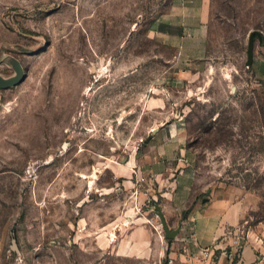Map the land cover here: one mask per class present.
I'll return each instance as SVG.
<instances>
[{
  "label": "rangeland",
  "instance_id": "obj_1",
  "mask_svg": "<svg viewBox=\"0 0 264 264\" xmlns=\"http://www.w3.org/2000/svg\"><path fill=\"white\" fill-rule=\"evenodd\" d=\"M5 55L26 78L0 89V264H235L249 232L264 246V0H0ZM219 203L244 211L205 247ZM145 224L158 253L121 255Z\"/></svg>",
  "mask_w": 264,
  "mask_h": 264
},
{
  "label": "crops",
  "instance_id": "obj_2",
  "mask_svg": "<svg viewBox=\"0 0 264 264\" xmlns=\"http://www.w3.org/2000/svg\"><path fill=\"white\" fill-rule=\"evenodd\" d=\"M226 205L224 203H219L215 205L214 208H210L204 214V216H218L220 214H226ZM243 207L240 205H232L228 214H226L221 220L218 226L215 225L213 232H202L200 229L197 233V241H200L205 247H209L216 242L224 233L225 225L227 223H236L240 218V215L243 213ZM222 219V217H221ZM206 227V226H204ZM207 228H209L207 226ZM206 233V235H205ZM263 237L259 236L254 232L248 233V241L243 246L240 252L239 259L235 264H264V246L261 245ZM158 236L155 231L148 225H140L133 228L128 235L124 238L121 244H119V253L123 256L128 255H143V256H152L153 254L158 253ZM231 250H235L234 248ZM198 258H194L189 264H197ZM227 257V254L223 253L219 258L216 264H231ZM206 264H215L211 263L209 260L206 261Z\"/></svg>",
  "mask_w": 264,
  "mask_h": 264
},
{
  "label": "water",
  "instance_id": "obj_3",
  "mask_svg": "<svg viewBox=\"0 0 264 264\" xmlns=\"http://www.w3.org/2000/svg\"><path fill=\"white\" fill-rule=\"evenodd\" d=\"M256 35L261 40V37H262L261 33L257 30H253L249 36L248 49H247V62H246V65L248 67H251L253 65ZM4 62L9 64L12 67V69L14 70V74L11 76H4L0 72V89L11 88V87L17 86L18 84L22 83L26 78V72H25V69L21 61L13 55H5L0 59V64ZM157 130L158 128L154 129L153 132H156ZM150 139H151V136L147 138V142H149ZM156 212L160 218V221H161V224L164 230L165 238L169 240L174 239L179 233L181 226H179L176 229H171L166 220L163 209L160 205H156ZM12 248L15 251L18 250V246H17L15 238L13 239Z\"/></svg>",
  "mask_w": 264,
  "mask_h": 264
}]
</instances>
